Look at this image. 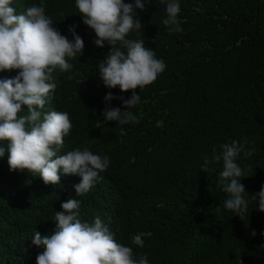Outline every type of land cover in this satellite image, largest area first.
<instances>
[{"label":"trees","instance_id":"obj_1","mask_svg":"<svg viewBox=\"0 0 264 264\" xmlns=\"http://www.w3.org/2000/svg\"><path fill=\"white\" fill-rule=\"evenodd\" d=\"M123 2L143 25L127 38L144 40L166 67L135 90L141 100L129 110L138 122L120 125L104 121L103 112L106 106L124 110L123 101L105 96L129 99L132 90L106 87L97 66L112 46L95 45L75 0H43L53 27L74 42L69 29L75 26L84 49L69 60L71 72H52L57 87L41 111L67 112L72 129L65 149L107 156L109 167L93 190L78 196L75 174L62 172L58 184H45L27 170H10L0 142V264H36L43 246L33 244L34 232L50 235L55 213L70 198L80 201L82 222L100 217L118 243L131 244L136 258L147 254L149 264H264V212L250 199L264 186V0H178L182 32L162 23L166 5L159 0H143V10L135 0ZM40 4L13 0L12 6L23 13ZM18 73L0 72V79ZM245 137L252 154L241 152L236 162L250 166L252 175L241 179L249 199L241 219L224 207L223 161H213L212 150L219 154L221 144ZM205 155L208 171L201 169ZM137 234L143 248L131 243Z\"/></svg>","mask_w":264,"mask_h":264},{"label":"clouds","instance_id":"obj_2","mask_svg":"<svg viewBox=\"0 0 264 264\" xmlns=\"http://www.w3.org/2000/svg\"><path fill=\"white\" fill-rule=\"evenodd\" d=\"M159 3L166 5L167 18L162 23L170 32H182L178 0ZM12 5L13 0H0V72L19 70L14 78L0 79V142H6L10 170H27L39 175L45 184H58L62 172L75 174L72 183L81 196L93 190L100 174L108 169L109 158L93 154L87 148L65 149L64 137L72 129L69 114L57 110L43 113L41 109L46 106V98L52 99L57 87L52 82V72L57 68L60 72H71L73 65L69 60L83 54L84 41L75 33V26L69 29L74 42L70 35H62L53 27L52 19L45 14L43 0L23 13ZM75 6L84 23L94 30L95 45L103 47L107 41L112 46L97 65L104 85L119 87L122 92L132 90L129 99L115 97L111 92L106 94V101L121 99L124 110L106 106L104 121H117L120 125L138 122V117L129 110L141 100L135 90L153 83L165 70L164 61L145 47L144 40L127 38L130 32L143 27L139 18L132 15V4L123 0H75ZM135 6L143 10L145 4L143 0H135ZM22 105H27V111L22 110ZM21 112L26 114L21 116ZM247 144L245 137L243 142L232 140L221 144L219 154L215 148L212 150V160L223 161L218 183L229 197L224 207L241 219L249 206L241 179L251 176L252 169L242 168L236 160L241 152L245 156L252 154L246 150ZM4 154L2 145L0 157ZM203 159L201 169L208 171L211 161L207 155ZM250 199L258 203V211L264 212V186ZM61 207L63 211L55 213L56 226L50 235L42 236L37 231L33 234V244L43 246L36 264H149L147 254L136 258L131 244L118 243L100 217L93 224L82 222L78 199L70 198ZM142 235H134L131 243L143 248ZM252 235H256L254 230Z\"/></svg>","mask_w":264,"mask_h":264}]
</instances>
